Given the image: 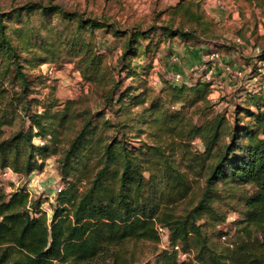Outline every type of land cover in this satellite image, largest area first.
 Wrapping results in <instances>:
<instances>
[{
	"label": "trees",
	"instance_id": "1",
	"mask_svg": "<svg viewBox=\"0 0 264 264\" xmlns=\"http://www.w3.org/2000/svg\"><path fill=\"white\" fill-rule=\"evenodd\" d=\"M192 6L196 25L211 23ZM207 29H121L52 0L0 10V264H129V245H157L158 228L165 248L145 264H264V84L235 101L230 118L200 73L161 77L157 90L133 84L153 67L134 62L150 52L143 41H193L207 56L220 51ZM97 30L123 41L116 69ZM65 64L102 89L98 109L60 105L43 66ZM122 75L132 82L121 89ZM51 155L60 177L51 200L25 184L5 191V171L28 180ZM228 213L236 218L222 232Z\"/></svg>",
	"mask_w": 264,
	"mask_h": 264
},
{
	"label": "rangeland",
	"instance_id": "2",
	"mask_svg": "<svg viewBox=\"0 0 264 264\" xmlns=\"http://www.w3.org/2000/svg\"><path fill=\"white\" fill-rule=\"evenodd\" d=\"M29 1L46 3L51 0H0V10L19 6ZM52 1L68 10H76L105 19L121 29H147L151 26L172 24L174 27L179 26L184 30L196 29L197 33L201 34L203 32L202 28L207 27L208 29L204 35H207L220 47V51H214L219 55V59L221 56H228L229 52L233 54V57H230L231 64L221 63L219 59L213 63L215 69H220L217 71L216 81L220 79L222 81L216 84L209 97L216 102L215 109L226 112L228 118L233 113L235 101L244 100V95L247 92L256 91L259 86L261 87L264 84V61H256V57L264 50V0H260L261 6L259 7L249 5L243 0H241L239 5H237L238 0H231L234 2L233 5L227 1L225 2V0ZM211 2H214L217 7L225 12V15L217 21L206 12L207 4ZM191 3H197L199 12L207 22L210 20L211 23H206L205 26L196 25L191 18V13L195 11ZM95 36L98 51L104 54V60L110 64V68L113 69L114 67L116 69V60L123 48L122 39L115 38L112 34H106L101 30L95 31ZM153 36L152 42L149 40L142 42L143 46H146V50H150L147 57L140 56L134 60L140 66L150 65L152 61L153 67H150L147 72L149 75L145 77L146 82L144 83V79H134L136 80L133 83L134 86H138L139 90L145 86H149L154 90L159 89L161 85L160 78L170 79L174 73L172 69L174 65L177 66L179 73L183 77H190L191 74L194 76L195 66L200 64L194 60V56L190 55L189 51H193L200 46H197L193 41L182 42L178 38L161 39L159 34ZM195 51L200 55L198 50L195 49ZM202 55L203 58L204 54L202 53ZM194 61L197 63L196 65ZM235 63L239 64L238 68L235 69L239 70L241 75L238 80L231 83L225 78L223 71L227 66L231 67ZM43 68L44 70L49 68L48 75L50 78L46 84L54 89V96L61 106L67 100H75L80 109L88 107L96 110L100 107L102 89L94 84L84 82L72 64H65L57 69L48 65H44ZM121 77L123 78L120 81L121 89L132 82L130 81L131 79L125 78L124 75ZM47 89L45 88L44 92H47ZM194 146L200 148V142L196 140ZM57 158L58 155L49 156L44 161L42 170L34 172L28 180L19 175L18 177L13 175L1 176L5 191L10 192L14 187L26 185L31 181L36 185L30 187L32 197L41 196L42 199L48 197V200H51L54 196L52 193L60 182L57 171ZM41 208L49 217L51 214L49 202L43 203ZM235 218L236 215L234 213H228L226 221L219 225L217 229L227 232ZM229 231L231 232V230ZM165 245L164 236L160 237V242L157 245L147 242L129 245L133 253L129 264H145L146 261L152 259L154 249L161 250L165 248ZM108 261L96 259L92 264H109Z\"/></svg>",
	"mask_w": 264,
	"mask_h": 264
},
{
	"label": "built area",
	"instance_id": "3",
	"mask_svg": "<svg viewBox=\"0 0 264 264\" xmlns=\"http://www.w3.org/2000/svg\"><path fill=\"white\" fill-rule=\"evenodd\" d=\"M219 59V55H217L215 52L214 53H211L210 55H207V56H204L202 58V61L200 63L199 66L195 67V73H200L202 76V79L205 80V81H209V82H212V87L214 88L216 86V84L219 83V81H222L221 79L219 81H216V74H215V67L213 66V63ZM211 63V64H210ZM224 75H225V78L227 80H229L231 83L238 80L239 77H240V71L235 69V68H231L230 66H227L225 69H224ZM181 78L180 74L179 73H176L174 72L170 78V80H179ZM225 79V80H226ZM8 175H13L15 177H18L17 174H14L13 172L11 171H5L2 176H8ZM34 182H29L28 184H26V188H27V191L30 193L31 195V191H30V187L34 186ZM29 188H28V187ZM36 186V185H35ZM60 191V186H58L54 192L52 193V195H54L56 192H59ZM52 198V197H51ZM50 198V199H51ZM158 232L160 234V236H164L165 235V231L162 229V228H158ZM180 258L181 259H185L186 258V255L185 254H180Z\"/></svg>",
	"mask_w": 264,
	"mask_h": 264
},
{
	"label": "crops",
	"instance_id": "4",
	"mask_svg": "<svg viewBox=\"0 0 264 264\" xmlns=\"http://www.w3.org/2000/svg\"><path fill=\"white\" fill-rule=\"evenodd\" d=\"M210 1V0H209ZM211 1H214V0H211ZM228 2V3H230V4H234V2H232L231 0H225V2ZM241 3V0H238V2H237V5H239ZM206 12L215 20V21H217L218 19H220L222 16H224L225 15V12H224V10L223 9H220L219 7H217L215 4H214V2H211V3H208L207 4V8H206ZM195 49L196 50H198V52L200 53V55L195 51ZM193 51L191 50V51H189V54L190 55H192V56H194V60L198 63V64H200L201 63V61H202V52H201V49H200V47H196ZM230 57H233V54H231V52H229L228 53V56H226V57H224V56H221V58L219 59L220 60V62L221 63H225V64H231L230 62H231V59H230ZM164 61V60H163ZM162 61V62H163ZM195 61H194V63H195ZM197 63H195V65L197 64ZM194 65V66H195ZM238 63H235L233 66H231L232 68H238ZM195 67H197V66H195ZM172 69H173V71L174 72H179V70H178V68H177V66L176 65H174L173 67H172ZM163 70V72H165V70L164 69H162ZM218 70H220V69H215V74H217L218 72ZM194 76H196V74H194ZM223 79V78H222Z\"/></svg>",
	"mask_w": 264,
	"mask_h": 264
}]
</instances>
